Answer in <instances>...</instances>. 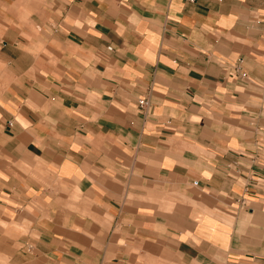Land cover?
I'll use <instances>...</instances> for the list:
<instances>
[{"label":"crops","instance_id":"crops-1","mask_svg":"<svg viewBox=\"0 0 264 264\" xmlns=\"http://www.w3.org/2000/svg\"><path fill=\"white\" fill-rule=\"evenodd\" d=\"M0 253L264 264V0H0Z\"/></svg>","mask_w":264,"mask_h":264},{"label":"built area","instance_id":"built-area-1","mask_svg":"<svg viewBox=\"0 0 264 264\" xmlns=\"http://www.w3.org/2000/svg\"><path fill=\"white\" fill-rule=\"evenodd\" d=\"M190 2H194L195 0H189ZM138 106L141 110H146L148 108V101L146 99H141L138 101Z\"/></svg>","mask_w":264,"mask_h":264},{"label":"rangeland","instance_id":"rangeland-1","mask_svg":"<svg viewBox=\"0 0 264 264\" xmlns=\"http://www.w3.org/2000/svg\"><path fill=\"white\" fill-rule=\"evenodd\" d=\"M13 225V224H11ZM9 259L6 255L0 253V264H8Z\"/></svg>","mask_w":264,"mask_h":264}]
</instances>
